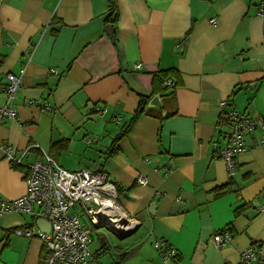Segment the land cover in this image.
<instances>
[{
    "label": "crops",
    "instance_id": "0c3cea01",
    "mask_svg": "<svg viewBox=\"0 0 264 264\" xmlns=\"http://www.w3.org/2000/svg\"><path fill=\"white\" fill-rule=\"evenodd\" d=\"M112 1L118 11L114 40L106 30L108 0H0V82L7 72L18 73L24 50L33 49L15 99L21 122L0 124V196L14 199L26 190L25 164L12 166L2 146L17 155L27 149L25 163L48 153L65 169L105 173L120 191L122 210L138 222L128 237L141 228L112 249L104 247L110 233L93 232L98 247L92 237V264L116 262L112 250L119 264H240L239 252L254 242L264 256L262 131L246 136L232 176L212 145L223 144L221 100L225 109L264 118L260 0ZM168 69L176 86L166 94L174 96L159 94L161 108L147 103L148 112L107 156L139 95H150L153 76ZM5 100L0 86V106ZM94 104L107 112L99 115ZM138 175L147 185L136 184ZM37 219L19 212L0 216V264H41L42 239L14 233L19 227L39 230ZM224 231L232 239L217 248L211 236ZM156 239L179 258L163 262L152 245Z\"/></svg>",
    "mask_w": 264,
    "mask_h": 264
},
{
    "label": "built area",
    "instance_id": "2783aa9c",
    "mask_svg": "<svg viewBox=\"0 0 264 264\" xmlns=\"http://www.w3.org/2000/svg\"><path fill=\"white\" fill-rule=\"evenodd\" d=\"M257 15L264 17V0H260L257 4ZM209 21L214 26L217 24L215 17L210 18ZM32 52V48L25 49V61L18 73L7 72L4 80L0 82L1 89L6 95L4 104L0 106V124L7 119L19 124L21 122L15 107V99L21 86L22 76L31 61ZM1 62L0 55V64ZM133 67L138 68L139 63H135ZM165 83L168 84L170 81ZM225 106L227 101L221 100L218 123L223 127L221 131L223 144L220 146L217 141H212V145L214 156L223 160L228 174L232 176L237 170L238 156L247 148L245 142L247 135L260 129L261 143L264 146V118L234 108L225 109ZM42 108L51 111L48 102H43ZM92 109L99 115L107 112L105 105L94 104ZM113 119L119 121L120 117ZM1 150L12 166L25 164L26 190L14 199L0 196V216L19 212L44 218L50 223L48 234L27 227H19L14 231L18 236L42 239L41 264H92L94 262V253L91 249L93 232L104 230L118 239L137 228L138 222L132 220L119 204L116 185L102 171H92L87 168L68 170L48 153H41V157L25 163L23 158L27 149L19 155L7 145L2 146ZM135 182L138 185L148 183L144 175H138ZM155 194L161 193L156 190ZM177 200H180V197H177ZM259 209L264 212V205ZM231 239L232 235L224 231L214 233L210 240L215 247L222 248ZM152 245L159 252L163 262L176 260L178 255L176 249L169 246L166 241L156 239ZM261 249L259 242L249 244L239 252L240 264H264Z\"/></svg>",
    "mask_w": 264,
    "mask_h": 264
},
{
    "label": "trees",
    "instance_id": "16d2710c",
    "mask_svg": "<svg viewBox=\"0 0 264 264\" xmlns=\"http://www.w3.org/2000/svg\"><path fill=\"white\" fill-rule=\"evenodd\" d=\"M108 6L110 8V14L108 15L106 22L107 25L108 24H114L115 20L117 19L118 16V11H117V7L114 4V2L112 0H108ZM114 32L110 34V37L114 40ZM172 69H168V71H158L152 79V93L150 95H143L140 94L139 95V102L137 105V108L135 109V111L133 112L129 122H127L126 124H123L120 132L113 138L110 147L108 148L106 155L107 156H111L112 154H114L118 147H117V143L119 141V139L121 137H123L128 130L131 128L132 124L135 122V120L143 113H147L148 112V107H147V103L149 101V99L151 98L152 95H159L162 94L163 96H174V93L171 91L168 94H166V92L168 91V89L173 88L176 86V82L173 81V79L170 76L172 75ZM174 73V72H173ZM174 77V76H173ZM170 81V83L166 84L165 82ZM58 143H56L55 145H57ZM54 145V144H53ZM224 188L220 187L217 188L216 190H214V192L216 193H220ZM118 190V189H117ZM118 192H120L118 190ZM242 211L241 209L236 210L235 214L237 215L238 213H240ZM179 258V255H177L176 260ZM112 264H118V261L113 262Z\"/></svg>",
    "mask_w": 264,
    "mask_h": 264
},
{
    "label": "water",
    "instance_id": "95a60500",
    "mask_svg": "<svg viewBox=\"0 0 264 264\" xmlns=\"http://www.w3.org/2000/svg\"><path fill=\"white\" fill-rule=\"evenodd\" d=\"M107 33L110 35L112 33V25L108 24L106 26ZM148 106L150 107H156V108H161V103H160V95H154L150 101L148 102ZM150 209L152 210V205L150 206ZM36 227L43 233V234H48L50 231V223L44 219V218H38L36 220ZM110 233V232H108ZM132 232H128L122 236H120L118 239H124L128 237ZM111 234V233H110ZM108 237V235L106 234Z\"/></svg>",
    "mask_w": 264,
    "mask_h": 264
},
{
    "label": "rangeland",
    "instance_id": "374dc122",
    "mask_svg": "<svg viewBox=\"0 0 264 264\" xmlns=\"http://www.w3.org/2000/svg\"><path fill=\"white\" fill-rule=\"evenodd\" d=\"M118 201H119V198H118ZM141 229V228H140ZM140 229L135 233V234H133L132 236H130V237H127L126 239H121V240H119V239H117V238H115L112 234H108V237L107 238H110L109 239V241H110V244L108 245V244H106L104 247L105 248H110V249H112L114 246H117L118 244H119V246L121 245V244H123V245H125L128 241H130V239H132V237L134 236V237H136V236H138L139 234H140ZM92 237H94V241H93V245H92V247H98V244H97V240H96V237H97V235H96V233H93L92 234ZM96 249V248H95ZM104 251H106V249H104ZM103 251V252H104ZM112 251H114V250H112ZM111 251V253H112V257H113V259L114 260H116V261H119V260H117L118 258L116 257V255L113 253ZM111 253H106L105 254V257L107 258V259H109V260H112L111 259V256H110V254ZM119 264V263H118Z\"/></svg>",
    "mask_w": 264,
    "mask_h": 264
},
{
    "label": "bare ground",
    "instance_id": "6f19581e",
    "mask_svg": "<svg viewBox=\"0 0 264 264\" xmlns=\"http://www.w3.org/2000/svg\"><path fill=\"white\" fill-rule=\"evenodd\" d=\"M114 212H115L116 214L118 213L117 211H114ZM125 227H126V226H125ZM125 227H124V228H125Z\"/></svg>",
    "mask_w": 264,
    "mask_h": 264
}]
</instances>
